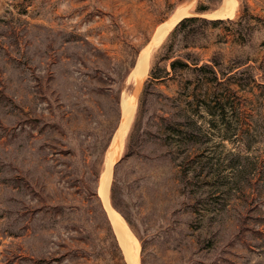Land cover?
Returning a JSON list of instances; mask_svg holds the SVG:
<instances>
[{
    "label": "rangeland",
    "instance_id": "374dc122",
    "mask_svg": "<svg viewBox=\"0 0 264 264\" xmlns=\"http://www.w3.org/2000/svg\"><path fill=\"white\" fill-rule=\"evenodd\" d=\"M244 3L240 35L221 24L190 47L221 53L217 79L170 70L183 17L238 21ZM184 5L150 49L109 201L139 264H264V0H0V264H129L98 190L140 53Z\"/></svg>",
    "mask_w": 264,
    "mask_h": 264
},
{
    "label": "trees",
    "instance_id": "16d2710c",
    "mask_svg": "<svg viewBox=\"0 0 264 264\" xmlns=\"http://www.w3.org/2000/svg\"><path fill=\"white\" fill-rule=\"evenodd\" d=\"M245 12L242 17L235 21L232 18H210L202 15L207 11V8L198 7L197 12L194 15L183 17L174 27L170 36L174 38L175 41H172L168 45L164 47L163 59L169 62L170 70L173 73H180L184 71H192L197 73H203L205 70L209 71L214 75L217 79V71L216 68L220 67V52H214L209 61H203V58L198 52L191 50L190 47H194L201 40H207L210 38L212 28H217L221 24H236L239 26L238 35L241 34L242 30L245 27L250 26V18L252 14L249 12V7L246 3H244ZM241 31V32H240ZM177 41H181L184 49L186 50H178L176 48ZM135 58L130 62V67L133 68L135 66ZM160 71H163L167 75L169 71L167 69V65L165 64L160 68ZM161 72H157L152 69L150 76L147 78L145 82V86L143 89V94L149 92V89L156 88L157 82L159 79L165 77L160 74ZM114 232V231H113ZM114 236V244L118 251L121 254L120 244L118 242V238L116 237L115 232ZM122 255V254H121ZM125 263V262H124Z\"/></svg>",
    "mask_w": 264,
    "mask_h": 264
},
{
    "label": "bare ground",
    "instance_id": "6f19581e",
    "mask_svg": "<svg viewBox=\"0 0 264 264\" xmlns=\"http://www.w3.org/2000/svg\"><path fill=\"white\" fill-rule=\"evenodd\" d=\"M231 2H235V0H228ZM230 2H228L229 4ZM189 5V3H188ZM192 5V4H191ZM187 5L179 7L176 12L165 22L160 24L156 30V33L152 39V41L149 43V45L140 53V57L137 62V66L133 69V74L135 75V83H138L141 85L142 80L145 76V73L147 71L148 67V61H149V52L152 46L155 44H159L164 36L169 32V30L183 17L187 14ZM233 7V6H232ZM221 9V8H220ZM233 9V8H232ZM232 9L228 11V13H232ZM223 11V10H222ZM224 12V11H223ZM224 14V13H223ZM216 15V14H215ZM219 15V14H218ZM212 16V15H208ZM225 17V16H224ZM154 47V46H153ZM132 74V75H133ZM127 98V97H126ZM136 98H137V91L132 94H129V97L126 101L124 102V111H123V120L122 123L117 130L115 137L112 142V149H111V154L110 158H108L109 164L107 166L106 172H104L103 178L101 177V185L99 187L98 193L102 198L103 206L107 212V215L111 221V225L114 229L115 234L118 237V240L120 242V245L124 248L125 253L127 254V259L129 264H139L138 260V251L140 248L139 241L137 238L133 235L130 227L127 225V223L123 220L122 214H120L117 210H115L110 204L109 201V186H110V181H111V174H112V167L113 164L117 161L119 158V150H118V140L120 136V131L123 126L127 125L133 116V111L136 103ZM125 129V128H124ZM123 129V130H124ZM123 142V141H122ZM121 142V143H122ZM134 243V246L132 244Z\"/></svg>",
    "mask_w": 264,
    "mask_h": 264
},
{
    "label": "water",
    "instance_id": "95a60500",
    "mask_svg": "<svg viewBox=\"0 0 264 264\" xmlns=\"http://www.w3.org/2000/svg\"><path fill=\"white\" fill-rule=\"evenodd\" d=\"M137 66V65H136ZM140 88H141V85H139L138 83H136L134 86H133V93L135 92V91H137V93L140 91Z\"/></svg>",
    "mask_w": 264,
    "mask_h": 264
}]
</instances>
